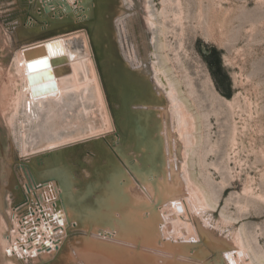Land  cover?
I'll return each instance as SVG.
<instances>
[{"label":"bare ground","instance_id":"1","mask_svg":"<svg viewBox=\"0 0 264 264\" xmlns=\"http://www.w3.org/2000/svg\"><path fill=\"white\" fill-rule=\"evenodd\" d=\"M27 1L32 5V13H40L39 21L48 27L67 22L82 24L92 16L94 8V0ZM161 2V11L152 13L149 0H144L142 16L144 30L151 33L152 42H157L159 52L156 51L154 61L145 63L134 40L127 41L131 34L129 15H118L114 30L125 65L137 74H127L128 84L136 87L134 93L130 92L136 95V102L129 111L132 122L126 158L140 183L118 167L111 175L100 173L94 182L83 177L84 182L74 176L61 158L55 165L46 166L51 179L42 186H37L33 172L28 174L23 169L22 176H29L30 181L28 187L24 186L29 202L23 207L22 217L13 209L0 212V264H25L58 254L61 235L68 226L79 228L83 234L90 232L79 252L72 250L73 255L81 258L79 263L264 264V252L256 249L242 226L220 242L210 234L204 217L215 210L217 188L225 185L224 179L215 184L209 167L218 168L207 160L209 152L219 149L218 142L210 140L209 112L198 104L193 83L186 79L187 96L184 95L168 66L169 56L163 54L171 50L164 40L165 34L171 32L165 24L171 16L173 24L182 26L185 9L181 0ZM125 3L130 7L132 0H120L122 7ZM43 29L34 22L24 26L20 20L9 26L18 38ZM73 41L79 44L71 46ZM89 43L83 30L34 42L15 52L10 71L0 70V123L7 127L6 132L10 129L13 133L20 156H32L39 152L35 149L53 150L110 132L112 122ZM2 44L10 48L11 41L0 34V47ZM173 51L177 55L176 49ZM42 60L48 62L47 67H32ZM145 81L149 82V89L143 85ZM148 95L157 102H147ZM215 97L218 99L214 94L210 96L212 103H216ZM221 99L222 103L214 109L216 114L221 104L229 111L235 104V99ZM71 116L74 120L68 122ZM66 121L76 126L74 132L58 131L64 129ZM42 124L51 135L43 136L37 129ZM235 135L233 127L226 140L229 151L235 145ZM226 159L224 152L221 163L226 165ZM241 192L247 194L245 188ZM220 214L222 227L235 220L224 211ZM194 220L202 221L198 229L201 235ZM28 238L32 239L30 245L26 244ZM20 241L25 242V247L20 246ZM212 251L216 254L209 261L207 255Z\"/></svg>","mask_w":264,"mask_h":264},{"label":"rangeland","instance_id":"2","mask_svg":"<svg viewBox=\"0 0 264 264\" xmlns=\"http://www.w3.org/2000/svg\"><path fill=\"white\" fill-rule=\"evenodd\" d=\"M181 3L185 9L183 25L173 24L172 17H169L165 25L171 32L165 34L164 40L170 44L171 50L163 54L169 56L168 66L184 95L187 96L188 78L197 92L198 104L201 103L209 112V137L212 142H218L219 148L207 155L208 162L216 163L218 168L214 170L209 167V172L215 184L219 185L222 179L225 182L222 189L217 188L218 203L215 210L204 218L209 224L210 234L217 241L242 226L256 249L264 252V0H181ZM149 4L152 13L162 9L161 0H149ZM123 5H120V0H94L92 16L87 17V21L82 24L71 25L67 22L48 27L42 20L39 21L40 13H32V5L27 0H0V34L2 38L8 36L11 41L10 48L3 44L0 47V70L10 71L15 52L25 45L83 30L90 42L112 122L110 132L97 138L89 137L66 143L48 151L35 149L39 152L28 157L20 156L13 133L10 129L6 132L7 127L3 122L0 123V212L6 213L8 209H13L22 217L23 207L29 202L24 186L28 187L30 183L29 176H22V170L25 169L28 174L33 172L37 186H42L51 179L47 175H51L50 170L45 171L46 166L55 165L59 158L78 180L84 182V178L94 182L102 172L111 175L118 167L130 175L135 183H140L126 158L128 130L132 122L129 111L135 107L133 103L136 102V95L130 93H134L136 87L133 83L128 84L127 74L131 72L133 77L137 74L125 65L117 49L114 36L117 18L122 14L129 15L131 34L126 39L128 42L134 40L145 63L155 60L158 48L156 40L151 41V33L142 26L144 0H132L130 7L128 3ZM19 20L24 26L34 22L36 26H44V29L18 38L15 31L9 30V26ZM154 37L157 39L155 32ZM77 44L78 41H73L71 46ZM173 49H176L177 55ZM143 85L149 89V82L145 81ZM212 94L218 97H215L216 103L210 99ZM148 96L147 102H157L151 95ZM221 98L235 99V104L230 111L221 104V110L216 114L214 109L222 103ZM73 120L72 116L67 119L68 122ZM67 121L64 124H68ZM67 124L63 130L58 131L74 132L76 126ZM233 127L236 128L235 145L229 151L226 140ZM37 129L43 136L52 133L45 128V124ZM224 152L227 154L226 165L221 163ZM244 188L247 194L241 192ZM221 211L235 219L232 224L222 227L219 222ZM201 222L194 220L197 230ZM64 232L58 254L48 258L38 257L25 264H86L79 263L81 258L78 254L73 255V252H79L90 232L83 234L82 230L71 226L66 227ZM201 240L205 245L203 237ZM215 254V251L210 252L207 260H212ZM6 264L24 262L10 261Z\"/></svg>","mask_w":264,"mask_h":264},{"label":"water","instance_id":"3","mask_svg":"<svg viewBox=\"0 0 264 264\" xmlns=\"http://www.w3.org/2000/svg\"><path fill=\"white\" fill-rule=\"evenodd\" d=\"M60 47V46H59ZM61 48V47H60ZM60 51V50H59ZM61 51H62V48H61ZM32 65V63H31ZM36 65V67H40L41 65H43L44 67H47L48 66V62L46 60H42L40 62H37L35 64L32 65V67Z\"/></svg>","mask_w":264,"mask_h":264},{"label":"built area","instance_id":"4","mask_svg":"<svg viewBox=\"0 0 264 264\" xmlns=\"http://www.w3.org/2000/svg\"><path fill=\"white\" fill-rule=\"evenodd\" d=\"M20 243H21L20 246H24V247H25V242H24V241H20ZM26 244H27V245L32 244V239H31V238H28V239L26 240Z\"/></svg>","mask_w":264,"mask_h":264}]
</instances>
